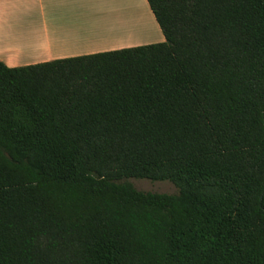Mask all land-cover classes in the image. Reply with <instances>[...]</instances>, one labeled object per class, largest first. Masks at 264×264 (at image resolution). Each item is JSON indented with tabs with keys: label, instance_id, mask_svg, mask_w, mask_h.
<instances>
[{
	"label": "trees",
	"instance_id": "1",
	"mask_svg": "<svg viewBox=\"0 0 264 264\" xmlns=\"http://www.w3.org/2000/svg\"><path fill=\"white\" fill-rule=\"evenodd\" d=\"M147 1L163 43L0 62V264H264V0Z\"/></svg>",
	"mask_w": 264,
	"mask_h": 264
},
{
	"label": "crops",
	"instance_id": "2",
	"mask_svg": "<svg viewBox=\"0 0 264 264\" xmlns=\"http://www.w3.org/2000/svg\"><path fill=\"white\" fill-rule=\"evenodd\" d=\"M163 42L147 0H0V62L9 68Z\"/></svg>",
	"mask_w": 264,
	"mask_h": 264
},
{
	"label": "rangeland",
	"instance_id": "3",
	"mask_svg": "<svg viewBox=\"0 0 264 264\" xmlns=\"http://www.w3.org/2000/svg\"><path fill=\"white\" fill-rule=\"evenodd\" d=\"M138 191L155 194H177V188L170 182H152L150 180H128Z\"/></svg>",
	"mask_w": 264,
	"mask_h": 264
},
{
	"label": "bare ground",
	"instance_id": "4",
	"mask_svg": "<svg viewBox=\"0 0 264 264\" xmlns=\"http://www.w3.org/2000/svg\"><path fill=\"white\" fill-rule=\"evenodd\" d=\"M123 37V36H122Z\"/></svg>",
	"mask_w": 264,
	"mask_h": 264
}]
</instances>
